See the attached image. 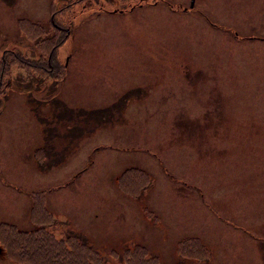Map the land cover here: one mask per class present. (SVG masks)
Returning a JSON list of instances; mask_svg holds the SVG:
<instances>
[{
  "label": "rangeland",
  "instance_id": "rangeland-1",
  "mask_svg": "<svg viewBox=\"0 0 264 264\" xmlns=\"http://www.w3.org/2000/svg\"><path fill=\"white\" fill-rule=\"evenodd\" d=\"M189 1L0 0V51L34 54L19 17L66 30L61 78L4 74L0 221L38 226L28 190L45 187L49 229L77 232L110 264L135 241L171 264L191 233L212 257L186 264H264V0ZM130 165L150 174L139 204L115 185ZM180 179L195 195H172ZM158 189L170 200L153 204ZM167 208V219L144 213ZM0 264L27 263L0 245Z\"/></svg>",
  "mask_w": 264,
  "mask_h": 264
},
{
  "label": "trees",
  "instance_id": "trees-1",
  "mask_svg": "<svg viewBox=\"0 0 264 264\" xmlns=\"http://www.w3.org/2000/svg\"><path fill=\"white\" fill-rule=\"evenodd\" d=\"M25 19L19 17L16 26L26 34L27 39L32 41L35 52L32 56L26 54L14 57L23 53L11 48L0 51V91L4 74L9 71L12 65L23 67L24 73L31 72L34 69L37 74L46 72L53 79L61 78L63 62L57 59L55 47L57 43L64 39L66 30L58 25L57 19L48 23V27H51L49 32L47 31L48 28L38 21L27 19L29 21L27 23ZM34 23L40 27L39 33L36 32L37 29ZM44 152L43 144L36 145L32 150L34 156L41 157V162ZM130 168H132V172L128 174ZM66 181L68 180H63V182ZM181 181L184 184H191L196 187L190 181L187 182L183 179ZM63 182H55L54 184L58 186ZM150 184V174L146 169L137 165H130L121 169L115 180L117 188L120 187L129 196H137L134 198L138 199V204L141 201L140 194L145 189H149ZM45 189V187H37L28 190L32 198L29 215H32L31 218L38 221V226L26 230L15 227L10 221H0V245L4 254L16 262L27 264H110L103 259L99 249L77 232L56 236L49 229L53 215L49 214L41 203ZM144 213L154 220L157 219V213L154 210ZM174 244L177 257L171 264H186V258L193 257L197 260L212 257L209 248L197 234L182 235ZM111 252L114 257L119 259L118 262L111 264H162L159 261V256L150 252L147 245L140 241L124 246L120 251L111 249Z\"/></svg>",
  "mask_w": 264,
  "mask_h": 264
},
{
  "label": "crops",
  "instance_id": "crops-1",
  "mask_svg": "<svg viewBox=\"0 0 264 264\" xmlns=\"http://www.w3.org/2000/svg\"><path fill=\"white\" fill-rule=\"evenodd\" d=\"M210 130H212V133H214L215 131L217 133H222L224 131V126L221 127V130L218 129L217 127H211ZM210 130L208 131V133L210 132ZM174 186L172 188V195H174L175 197H178L179 199H184L185 197H188L187 194L189 192V190L191 191L192 195H195V190H194V186L192 187L191 184L189 185H185L183 184L182 182H180L179 184H176V183H172ZM180 187L179 190H177V187ZM183 186V187H181ZM150 188V187H149ZM157 191H159V193H153L151 194L152 196L150 197L151 198V202L153 204H155V202L157 201H165L167 202L168 200H170V197L167 196V194L170 196L171 194H169L167 191L165 193H160V189H158ZM181 196V197H180ZM183 197V198H182ZM169 211H171V209H168L167 210H162L160 212L156 211L157 213V220L162 216L164 219H167L168 218V213ZM181 213V212H180ZM231 215V214H230ZM180 219H187V216L184 214H179V220ZM229 221H232L236 226H237V222L234 220V219H230ZM251 234V233H249Z\"/></svg>",
  "mask_w": 264,
  "mask_h": 264
},
{
  "label": "water",
  "instance_id": "water-1",
  "mask_svg": "<svg viewBox=\"0 0 264 264\" xmlns=\"http://www.w3.org/2000/svg\"><path fill=\"white\" fill-rule=\"evenodd\" d=\"M191 1H192V0L189 1V5H191Z\"/></svg>",
  "mask_w": 264,
  "mask_h": 264
}]
</instances>
